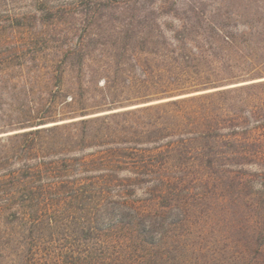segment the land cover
Instances as JSON below:
<instances>
[{
	"label": "trees",
	"instance_id": "1",
	"mask_svg": "<svg viewBox=\"0 0 264 264\" xmlns=\"http://www.w3.org/2000/svg\"><path fill=\"white\" fill-rule=\"evenodd\" d=\"M78 1L98 7L102 0H32L28 12L14 13L25 19L27 35L0 45V80L13 68L33 83L62 82L66 73L84 69L89 45L71 41L64 26ZM114 2L145 17L146 0ZM140 24L138 31H123L132 43H145L151 34ZM158 30L180 41L193 29L186 21ZM253 86L215 87L109 113L7 123L10 130L0 132V264H128L109 251L137 236L143 224L144 212L132 200L137 189L160 203L176 196L178 187H208L216 168L245 165L264 153V114L238 95Z\"/></svg>",
	"mask_w": 264,
	"mask_h": 264
},
{
	"label": "rangeland",
	"instance_id": "2",
	"mask_svg": "<svg viewBox=\"0 0 264 264\" xmlns=\"http://www.w3.org/2000/svg\"><path fill=\"white\" fill-rule=\"evenodd\" d=\"M4 1L0 45L27 35L25 19L14 13L28 12L33 3L12 0L5 7ZM114 1L98 7L78 1L64 16L71 41L89 45L82 71L66 73L62 82L33 83L18 68L8 70L0 80V132L22 119L109 113L250 83L256 86L238 95L264 114V0H146L145 17ZM186 21L193 29L187 38L159 35L158 27ZM142 22L152 28L147 42H130L123 31H138ZM50 90L57 91L53 98ZM210 177L208 187H178L176 196L160 201L165 206L137 189L132 200L144 212L143 224L137 236L109 251L112 258L128 264H264V153L245 165L216 168Z\"/></svg>",
	"mask_w": 264,
	"mask_h": 264
},
{
	"label": "clouds",
	"instance_id": "3",
	"mask_svg": "<svg viewBox=\"0 0 264 264\" xmlns=\"http://www.w3.org/2000/svg\"><path fill=\"white\" fill-rule=\"evenodd\" d=\"M146 226H148V225L146 224Z\"/></svg>",
	"mask_w": 264,
	"mask_h": 264
}]
</instances>
